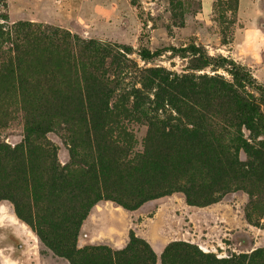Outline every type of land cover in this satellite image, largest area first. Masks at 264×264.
I'll list each match as a JSON object with an SVG mask.
<instances>
[{
  "label": "trees",
  "instance_id": "16d2710c",
  "mask_svg": "<svg viewBox=\"0 0 264 264\" xmlns=\"http://www.w3.org/2000/svg\"><path fill=\"white\" fill-rule=\"evenodd\" d=\"M172 51L189 59L191 71L232 67L230 72L241 86L234 88L219 77H178L162 69L137 68L129 73L130 67H120L119 59L112 60L105 47L42 24H10L0 15V125L13 114L23 121L21 144L13 150L0 147V200H10L17 216L42 238L37 226L46 215L37 208L38 190L23 180L28 188L14 197L9 163L18 157L23 165L32 154L45 153L49 133L60 131L68 140L82 142L84 152L75 163L82 172L72 175L73 163L50 169L55 182L87 177L91 185L87 203L60 214V226L46 228L53 251L70 264L156 263L149 245L133 233L121 251L77 247L82 222L103 200L135 211L176 192L189 206L204 207L219 202L233 188L250 194L254 186L256 211H264V141L250 153L238 131L243 126L254 130L255 121L260 124L263 117L253 99L238 90L247 86L264 96V87L256 86L243 68L224 58H210L194 44ZM161 54L141 49L138 56L148 63ZM116 55L129 62L120 50ZM138 73L140 81L124 86ZM155 83L158 92L152 103L143 93ZM162 109L165 115L160 119ZM142 120L148 135L142 151H136L129 126ZM241 151L247 154L245 162L240 161ZM161 260L162 264H249L251 257L211 259L178 242L166 248Z\"/></svg>",
  "mask_w": 264,
  "mask_h": 264
},
{
  "label": "rangeland",
  "instance_id": "374dc122",
  "mask_svg": "<svg viewBox=\"0 0 264 264\" xmlns=\"http://www.w3.org/2000/svg\"><path fill=\"white\" fill-rule=\"evenodd\" d=\"M0 15L10 24H42L105 47L112 60L113 56L119 59L120 67H130L129 73L137 68L162 69L178 77H219L234 88L237 84L241 86L230 72L232 67L191 71L189 59L172 51L194 44L210 58H224L243 68L256 86L264 87V0H0ZM245 36L251 44L248 55L255 58L253 67L244 66L231 55L235 37ZM141 49L162 54L145 63L138 56ZM119 50L129 62L116 55ZM132 75L136 80L128 79L124 86L141 80H137L139 73ZM155 87L156 83L143 93L152 103L158 92ZM238 91L249 95L263 115L261 125L255 121L254 130L244 126L238 129L251 153L264 141V126L260 128L264 124V96L247 86ZM165 109L169 111L168 107ZM158 114L163 119L165 112L158 110ZM129 128L137 142L135 150L142 151L143 140L148 135L145 122L131 124ZM22 140L21 115L13 114L0 125V147L13 150ZM46 140L49 147L45 153L32 154L23 165L18 157L9 163L14 197H19L28 186L38 190L37 208L46 215L37 226L43 236L40 238L17 216L10 200H0V264H70L53 251L54 241L46 237V228L60 226V214L87 203L91 185L87 177L55 182L50 169L53 166L62 169L73 163L72 175L82 172L83 167L75 163L82 158L83 143L68 140L60 131L47 134ZM239 158L242 162L248 159L243 151ZM23 180L28 181V186ZM58 189L62 193L53 195ZM257 197L254 186L250 194L233 188L219 202L195 207L187 204L183 194L175 192L150 200L135 211H126L114 202L103 200L91 208L82 222L77 247L104 246L121 251L128 246L133 233L155 253V264H162L163 252L178 242L190 244L211 259L245 256L251 257L249 264H264V211H256Z\"/></svg>",
  "mask_w": 264,
  "mask_h": 264
},
{
  "label": "crops",
  "instance_id": "0c3cea01",
  "mask_svg": "<svg viewBox=\"0 0 264 264\" xmlns=\"http://www.w3.org/2000/svg\"><path fill=\"white\" fill-rule=\"evenodd\" d=\"M247 40V36L241 38L235 37L232 45L231 55L235 58V60L239 61L244 66L253 67L255 65V58L252 55H248V52H251V44L248 43Z\"/></svg>",
  "mask_w": 264,
  "mask_h": 264
}]
</instances>
